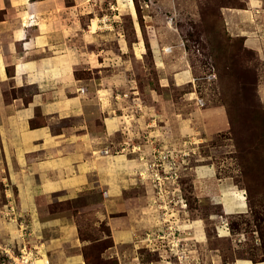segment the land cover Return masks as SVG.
<instances>
[{
	"label": "rangeland",
	"instance_id": "obj_1",
	"mask_svg": "<svg viewBox=\"0 0 264 264\" xmlns=\"http://www.w3.org/2000/svg\"><path fill=\"white\" fill-rule=\"evenodd\" d=\"M36 9L29 25L42 23L40 31L22 27V12L0 10L8 78L16 61L35 66L23 71L21 88L0 77V99L46 92L61 105L90 102L85 122L101 129L100 112L125 132L126 147L137 144L142 167L132 180L152 196L153 228L135 236L141 244L122 262L106 254L112 230L97 197L49 204L52 214L75 216L85 263H264V0H43ZM17 29L24 43L12 41ZM77 120H57L55 129Z\"/></svg>",
	"mask_w": 264,
	"mask_h": 264
},
{
	"label": "crops",
	"instance_id": "obj_2",
	"mask_svg": "<svg viewBox=\"0 0 264 264\" xmlns=\"http://www.w3.org/2000/svg\"><path fill=\"white\" fill-rule=\"evenodd\" d=\"M41 3L43 0H0V10L22 12V27H37L40 31L44 26L42 23L29 24ZM26 12L32 17L24 26ZM20 32L23 31L14 30L12 41L24 43L27 40L24 32L22 38L19 37ZM41 35L40 32L37 37L43 38ZM8 68L5 57L0 55L1 79L12 81L14 88H21L24 86V82H20L23 71L33 70L35 66L14 62L10 79ZM42 72L37 71V74ZM35 83L31 81L30 86ZM38 94L28 102L18 95L9 105L0 99V186L4 187L0 199L8 204L0 209V217H3L6 206L16 203L18 213L15 216L31 221V242L39 249L42 258L51 259L52 264H86L78 251L79 232L75 216L52 214L48 206L54 202L76 200L86 194L97 197L103 217L112 230V244L106 254L109 259L122 262L128 253L134 254L138 243L141 244L135 241V236L144 229L153 228L148 216L152 196L141 187V180L133 181L131 176L132 169L138 164L142 167L139 153L134 150V147L138 149L137 144L133 142L132 147H126L122 143L127 139L125 132L123 134V130L116 128L114 119H109L108 124L104 122L100 112L96 116L101 121V129L93 124L94 121L91 125L85 122V117L92 120L91 112L86 109L91 106L90 102L73 101L70 105H63V101L61 105L50 98V93ZM36 111L41 112L39 118L44 119L40 125L35 124L39 119ZM70 118H81L77 120L81 121L80 126L63 131L55 129L54 122ZM3 220L0 219V242L10 236L14 244H19V224ZM44 248L47 252L41 254ZM240 261L244 260L237 259L232 264Z\"/></svg>",
	"mask_w": 264,
	"mask_h": 264
},
{
	"label": "built area",
	"instance_id": "obj_3",
	"mask_svg": "<svg viewBox=\"0 0 264 264\" xmlns=\"http://www.w3.org/2000/svg\"><path fill=\"white\" fill-rule=\"evenodd\" d=\"M199 105H203L202 101H199L198 103ZM169 159L166 157L164 159V162H160V166L163 165V163L167 162ZM156 187H162V185L156 186ZM162 189V188H161ZM15 210L13 208V206H6V210H4V212H2L3 217H7V216H11L12 219L16 218V214H15ZM19 237L17 238V240L20 241L19 244H17V246H19V251L20 254H16L14 251H12L13 248V241L12 242H8L6 245L4 243L0 244V264H36L37 261L39 260L38 257L40 256V252L39 250L36 248L35 245H32V247L34 248V250H31V247L28 248V246L30 244H32L31 242V238H32V234L29 231V227L25 226L23 224L19 225ZM169 232V236L173 235L174 237H172V243L171 246L178 247V243H179V237L176 236V232L173 233L171 231ZM168 236H160L159 239L160 240H164L166 239ZM177 239V241H176ZM16 241V239L14 240ZM150 241V240H149ZM6 257V258H4ZM179 257V256H178ZM42 258V257H41ZM7 259V260H6ZM181 260V259H180Z\"/></svg>",
	"mask_w": 264,
	"mask_h": 264
},
{
	"label": "bare ground",
	"instance_id": "obj_4",
	"mask_svg": "<svg viewBox=\"0 0 264 264\" xmlns=\"http://www.w3.org/2000/svg\"><path fill=\"white\" fill-rule=\"evenodd\" d=\"M32 14L30 13H26L25 17H24V26L27 25L28 21L31 19ZM20 38H22V35L19 36ZM238 199L243 200L242 199V195H237ZM36 264H49V260L46 257H43L41 260H38ZM239 264H251V263H243V262H239Z\"/></svg>",
	"mask_w": 264,
	"mask_h": 264
}]
</instances>
